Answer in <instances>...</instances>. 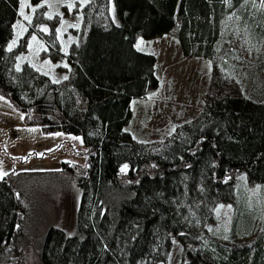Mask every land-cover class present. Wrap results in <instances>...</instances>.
I'll return each instance as SVG.
<instances>
[{
	"label": "trees",
	"instance_id": "trees-1",
	"mask_svg": "<svg viewBox=\"0 0 264 264\" xmlns=\"http://www.w3.org/2000/svg\"><path fill=\"white\" fill-rule=\"evenodd\" d=\"M19 7L20 0H0V94L25 114L27 126L81 136L88 148L83 174L63 163L62 172L81 190L76 232L50 226L41 262L156 264L167 260L175 236L186 248L182 264H264V232L240 243L208 234L215 206L236 200L238 174L264 184V99L211 95L201 115L161 148L125 130L132 99L160 85L157 58L137 49L138 36L176 31L183 55L216 61L227 52L220 62L228 67L234 26L256 45L264 42V0H90L81 39L67 55L56 20L43 17L23 45L7 50ZM39 23L49 30L35 28ZM30 33L46 43L54 61L66 56L67 79L54 82L28 63L16 69ZM14 184L0 179V249L16 238L24 211Z\"/></svg>",
	"mask_w": 264,
	"mask_h": 264
},
{
	"label": "rangeland",
	"instance_id": "rangeland-1",
	"mask_svg": "<svg viewBox=\"0 0 264 264\" xmlns=\"http://www.w3.org/2000/svg\"><path fill=\"white\" fill-rule=\"evenodd\" d=\"M89 1L42 0L33 5L30 0H20L19 17L7 50L14 40L11 50L23 45L29 28L43 17L56 20L57 39L67 55L72 44L81 39L78 35L84 23L83 9ZM68 4L74 5L71 10ZM74 24L79 27H71ZM35 25L39 30H49L48 24ZM234 31L237 43L233 45L234 52L227 56L228 67L220 62L227 52L216 61L183 55L176 31L153 39L137 37V49L157 58L160 85L132 99L133 116L125 130L135 141L153 148L163 147L180 126L201 115L211 95L236 93L264 99V42L256 45L237 26ZM47 50L46 43L36 33H30L16 56V69L28 63L54 82L64 80L71 73L66 56L54 61ZM215 67H219L217 73ZM218 79L221 85H217ZM57 133L46 134L39 126H27L25 114L0 94V175L7 173L3 177L15 182L24 205L16 238L0 249V264H43L41 249L50 226L67 235L76 232L81 190L74 176L62 170L63 163L68 162L76 172L74 175L83 174L88 166V148L81 136ZM235 182L236 200L215 206L209 238L251 242L264 232V184L249 182L244 172L236 176ZM185 251L173 236L167 260L156 264H182Z\"/></svg>",
	"mask_w": 264,
	"mask_h": 264
},
{
	"label": "snow or ice",
	"instance_id": "snow-or-ice-1",
	"mask_svg": "<svg viewBox=\"0 0 264 264\" xmlns=\"http://www.w3.org/2000/svg\"><path fill=\"white\" fill-rule=\"evenodd\" d=\"M73 4H68V8L71 10L73 8ZM23 15V13H21ZM51 18V17H50ZM25 19H30L29 17H25ZM71 27H79L78 24H74V25H71ZM48 29L45 28L44 31H47ZM33 40H35L36 38L33 37L32 38ZM16 41L14 40L12 42V44L9 45V50H11V48L15 45ZM141 43H143V41H141ZM137 47L139 48V45H137ZM65 67H67V65H64ZM17 70H19V66H17ZM65 79H67V77H64ZM32 131H35V129H32ZM55 135H61L60 133H57ZM74 139H79L78 137L77 138H74ZM42 155V154H41ZM128 165H124L123 169H121V171H123L124 169H127ZM3 175H7V173H3L2 175H0V179L3 178Z\"/></svg>",
	"mask_w": 264,
	"mask_h": 264
}]
</instances>
